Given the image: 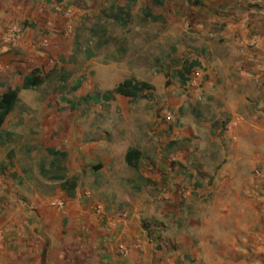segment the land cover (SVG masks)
I'll return each instance as SVG.
<instances>
[{"label":"crops","instance_id":"obj_1","mask_svg":"<svg viewBox=\"0 0 264 264\" xmlns=\"http://www.w3.org/2000/svg\"><path fill=\"white\" fill-rule=\"evenodd\" d=\"M196 3L171 0L170 31H177L175 19L192 12L194 28L209 39L175 40L171 57L195 49V59L210 67L205 91L218 104L212 123L224 125L222 136L212 137L207 129L203 137L192 124L173 139L175 150L155 151L158 137L143 121L142 136L130 148L142 164L132 168L138 193L133 199L111 197L102 215L80 183L63 207L26 195L1 170L0 156V264H264V0ZM54 6L53 0H0L2 93L20 89L26 75L48 62L39 48V32L46 28L40 17L45 14L50 23ZM17 24L27 29L11 41L9 28ZM137 73L141 66L135 64L132 74ZM114 146L120 141L107 138L87 156L86 176L95 170L106 182L99 192L125 184L127 151L116 156L110 152ZM121 212L126 214L119 217ZM82 255L85 262L79 263Z\"/></svg>","mask_w":264,"mask_h":264},{"label":"rangeland","instance_id":"obj_2","mask_svg":"<svg viewBox=\"0 0 264 264\" xmlns=\"http://www.w3.org/2000/svg\"><path fill=\"white\" fill-rule=\"evenodd\" d=\"M65 1L53 0L50 23L45 14L40 17L46 28L39 32L44 37L39 48L48 53V62L37 68L42 84L19 93L12 115L0 130L1 170L26 195L45 197L49 204L60 202L61 207L67 196L74 195V191L65 192L62 184L69 188L73 182L80 183L82 192L88 189L100 204L96 209L102 215L111 197L133 199L138 193L132 183H140L136 169L142 164L136 162L135 170L127 166L122 173L125 184L119 190L111 184L113 188L99 192L106 185L103 176H96L95 170L86 176L84 171L90 165L88 154L96 152L93 144L107 138L119 140L120 146L110 152L121 156L133 150L142 136L143 121L156 132L155 151L175 150L173 139L192 124L201 127L203 137L207 129L212 137L222 136L224 125L212 123L218 104L205 91L210 67L195 59V49L182 52L180 59L171 57L175 40L195 43L209 37L196 31L197 17L192 12L175 19L177 31H170L166 8L171 0ZM183 1L188 7L197 5L196 0ZM16 26L19 40L27 28ZM250 46H255V40ZM194 62L198 66L181 79L178 73ZM135 64L141 66V74H132ZM194 71L199 78L192 85ZM1 78L0 94L6 89L5 77ZM131 78L153 90L137 99L118 95L107 99L108 92ZM7 134L12 137L7 139ZM77 260L84 263L85 256Z\"/></svg>","mask_w":264,"mask_h":264},{"label":"trees","instance_id":"obj_3","mask_svg":"<svg viewBox=\"0 0 264 264\" xmlns=\"http://www.w3.org/2000/svg\"><path fill=\"white\" fill-rule=\"evenodd\" d=\"M115 20L117 18H114ZM198 66L197 63L188 64L184 67L183 72H179L178 75L183 79L193 67ZM42 84V79L38 69L31 71L23 78V84L20 89H8L0 95V130L5 123L9 114L13 111L15 105L18 102V93L20 90H31L39 87ZM153 90L152 86L145 82H138L135 79H126L119 83L115 89L108 92L107 99L111 100L115 95L126 97L129 99H137L143 97V92ZM139 153L136 150H128L125 154V163L127 166L134 168L138 160ZM76 184L73 182L69 188L66 187V182L62 184V189L65 192H72L75 189Z\"/></svg>","mask_w":264,"mask_h":264},{"label":"built area","instance_id":"obj_4","mask_svg":"<svg viewBox=\"0 0 264 264\" xmlns=\"http://www.w3.org/2000/svg\"><path fill=\"white\" fill-rule=\"evenodd\" d=\"M19 35H20V30L17 28V26H12V27L9 28L8 37H9V39L11 41L17 40V38L19 37ZM191 78L193 80V82H191L192 85H195L194 80H197L199 78V72L198 71H194ZM52 205L53 206H57V207H61L62 206V203L55 202ZM119 249H120V251H121V253H122L123 256H126L128 254L126 248H124V247L121 246Z\"/></svg>","mask_w":264,"mask_h":264}]
</instances>
